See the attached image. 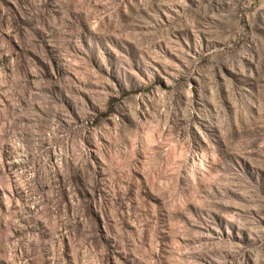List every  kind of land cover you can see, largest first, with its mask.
Listing matches in <instances>:
<instances>
[{"label": "rangeland", "instance_id": "374dc122", "mask_svg": "<svg viewBox=\"0 0 264 264\" xmlns=\"http://www.w3.org/2000/svg\"><path fill=\"white\" fill-rule=\"evenodd\" d=\"M0 264H264V0H0Z\"/></svg>", "mask_w": 264, "mask_h": 264}]
</instances>
